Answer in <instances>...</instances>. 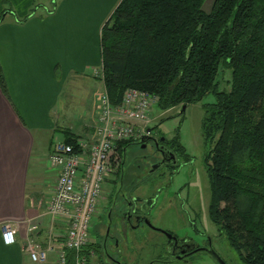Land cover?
<instances>
[{
    "label": "trees",
    "instance_id": "trees-1",
    "mask_svg": "<svg viewBox=\"0 0 264 264\" xmlns=\"http://www.w3.org/2000/svg\"><path fill=\"white\" fill-rule=\"evenodd\" d=\"M206 2L120 0L100 30V80L113 106L128 89L162 111L213 98L201 122L208 218L242 264H264V0Z\"/></svg>",
    "mask_w": 264,
    "mask_h": 264
},
{
    "label": "crops",
    "instance_id": "crops-1",
    "mask_svg": "<svg viewBox=\"0 0 264 264\" xmlns=\"http://www.w3.org/2000/svg\"><path fill=\"white\" fill-rule=\"evenodd\" d=\"M46 1L0 0V264H38L24 250L28 238L42 248L62 241L64 223L45 211L56 177L51 146L94 132L104 90L93 76L101 70L100 30L120 0H64L54 2V12L31 13ZM75 105L83 112L71 117ZM6 222L16 230L8 246L1 238Z\"/></svg>",
    "mask_w": 264,
    "mask_h": 264
},
{
    "label": "built area",
    "instance_id": "built-area-1",
    "mask_svg": "<svg viewBox=\"0 0 264 264\" xmlns=\"http://www.w3.org/2000/svg\"><path fill=\"white\" fill-rule=\"evenodd\" d=\"M102 78L101 70H94ZM158 98L147 92L128 89L119 105L113 106L105 89L98 96V114L94 132L89 138H77L75 145L54 143L48 159L56 172L45 211L52 220H61L65 232L61 242L49 239L42 248L32 238L24 244L30 259L46 264H102L95 256L92 229L106 193L104 186L116 172L120 162L117 146L138 138L151 119V110ZM31 226L29 232L35 231ZM15 228L6 222L1 226V238L8 246L15 243Z\"/></svg>",
    "mask_w": 264,
    "mask_h": 264
},
{
    "label": "rangeland",
    "instance_id": "rangeland-1",
    "mask_svg": "<svg viewBox=\"0 0 264 264\" xmlns=\"http://www.w3.org/2000/svg\"><path fill=\"white\" fill-rule=\"evenodd\" d=\"M64 0H47L42 6L36 4L31 8V13L36 14L54 12L56 2L60 5ZM213 0H207L204 9L207 11ZM47 7L46 9H44ZM229 75L224 73L220 77V89H227L226 84ZM59 102V110L61 102ZM213 98L207 96L196 104L182 107H176L167 111H162L158 107L151 110L150 127L157 126V133L166 140H173L175 145L183 148L185 154L190 159L177 157L176 166L163 170L160 177L144 181L137 192L139 200L145 206V211L153 219L152 224L155 228L162 231L176 233L179 237H189L196 242L201 236L211 238L212 247L226 264H242L235 251L228 245L224 235H219L216 227L208 218V205L210 200V187L208 177L205 171L204 158L208 147L204 141L201 132V122L204 115L202 106L211 103ZM88 107L91 105V99H87ZM73 109V110H72ZM71 117L81 115L83 109L78 105L71 107ZM81 111V112H80ZM72 122V121H71ZM69 122V123H71ZM57 143V142H56ZM134 153L133 146L126 148V159ZM55 171H53L54 173ZM55 174V173H54ZM110 180L104 186L105 193H111L113 183ZM104 205V204H103ZM194 223V226H193ZM169 233V232H168ZM94 234V230L92 231ZM142 236V234H141ZM143 249L150 251V244L163 245L166 237L155 231H144ZM196 264H215L204 255L195 256Z\"/></svg>",
    "mask_w": 264,
    "mask_h": 264
},
{
    "label": "flooded vegetation",
    "instance_id": "flooded-vegetation-1",
    "mask_svg": "<svg viewBox=\"0 0 264 264\" xmlns=\"http://www.w3.org/2000/svg\"><path fill=\"white\" fill-rule=\"evenodd\" d=\"M157 128L146 127L119 154L120 162L111 180L113 190L106 192L104 205L94 220L91 248L102 264H196L197 255L217 264L212 257L215 250L211 238L201 236L196 242L155 228L138 194L134 195L144 181L160 177L163 170L171 171L177 164L179 152L175 151L173 140H166ZM130 146L134 153L127 160L126 148ZM144 231L162 233L165 243L150 244V251L143 249Z\"/></svg>",
    "mask_w": 264,
    "mask_h": 264
},
{
    "label": "water",
    "instance_id": "water-1",
    "mask_svg": "<svg viewBox=\"0 0 264 264\" xmlns=\"http://www.w3.org/2000/svg\"><path fill=\"white\" fill-rule=\"evenodd\" d=\"M184 108H185V106L182 107L183 110H184ZM142 141H144L143 138L141 139V142ZM212 257L214 258V260L217 264H226L215 251H212Z\"/></svg>",
    "mask_w": 264,
    "mask_h": 264
}]
</instances>
